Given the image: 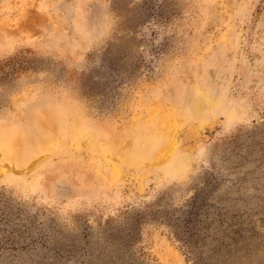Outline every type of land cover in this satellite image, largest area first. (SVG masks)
Returning <instances> with one entry per match:
<instances>
[{
  "label": "rangeland",
  "instance_id": "374dc122",
  "mask_svg": "<svg viewBox=\"0 0 264 264\" xmlns=\"http://www.w3.org/2000/svg\"><path fill=\"white\" fill-rule=\"evenodd\" d=\"M0 264H264V0H0Z\"/></svg>",
  "mask_w": 264,
  "mask_h": 264
},
{
  "label": "bare ground",
  "instance_id": "6f19581e",
  "mask_svg": "<svg viewBox=\"0 0 264 264\" xmlns=\"http://www.w3.org/2000/svg\"><path fill=\"white\" fill-rule=\"evenodd\" d=\"M174 137V136H173Z\"/></svg>",
  "mask_w": 264,
  "mask_h": 264
}]
</instances>
